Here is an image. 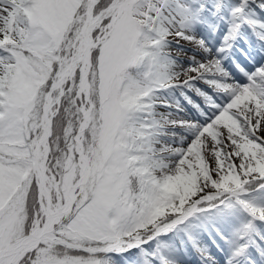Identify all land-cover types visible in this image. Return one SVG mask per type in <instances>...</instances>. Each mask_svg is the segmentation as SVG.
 <instances>
[{"label": "snow or ice", "instance_id": "obj_1", "mask_svg": "<svg viewBox=\"0 0 264 264\" xmlns=\"http://www.w3.org/2000/svg\"><path fill=\"white\" fill-rule=\"evenodd\" d=\"M0 264H264V0H0Z\"/></svg>", "mask_w": 264, "mask_h": 264}]
</instances>
